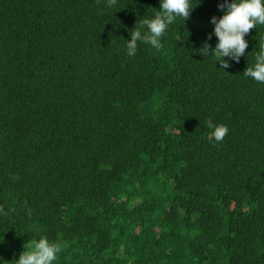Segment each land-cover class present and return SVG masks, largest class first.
Segmentation results:
<instances>
[{
	"label": "trees",
	"instance_id": "trees-1",
	"mask_svg": "<svg viewBox=\"0 0 264 264\" xmlns=\"http://www.w3.org/2000/svg\"><path fill=\"white\" fill-rule=\"evenodd\" d=\"M0 264H264V0H0Z\"/></svg>",
	"mask_w": 264,
	"mask_h": 264
}]
</instances>
